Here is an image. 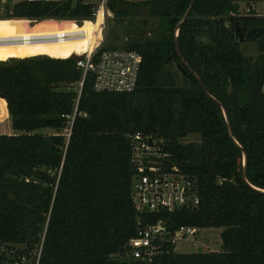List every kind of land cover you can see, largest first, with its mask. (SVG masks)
<instances>
[{
    "label": "trees",
    "instance_id": "1",
    "mask_svg": "<svg viewBox=\"0 0 264 264\" xmlns=\"http://www.w3.org/2000/svg\"><path fill=\"white\" fill-rule=\"evenodd\" d=\"M240 1L256 0H193L175 36L191 0H108L115 17L145 9L159 22L153 36L123 45L142 59L128 93L96 92L91 73L79 86L78 57L66 58L84 48L89 25L71 20L91 17V3L0 2L2 18L47 20L37 29L0 24V57H24L0 60V98L15 131L0 133V264L22 255L34 264L38 252L37 264H144L123 257L137 229L136 132L196 179L200 197L194 207L144 216L163 219L169 236L181 225L220 229V250L177 253L164 242L153 264H264V33L244 38L258 55H243L224 15ZM247 8L239 25L264 26ZM60 31L81 36L52 38Z\"/></svg>",
    "mask_w": 264,
    "mask_h": 264
},
{
    "label": "built area",
    "instance_id": "2",
    "mask_svg": "<svg viewBox=\"0 0 264 264\" xmlns=\"http://www.w3.org/2000/svg\"><path fill=\"white\" fill-rule=\"evenodd\" d=\"M12 1L14 0H0L1 4ZM25 1L55 2L59 0ZM85 3L92 4L91 17L73 20L76 24L82 25L86 20L97 23L101 17L100 23L97 24L98 28L94 31V41L89 49L81 54L70 55L78 57L76 66L82 70V80L79 82V86L82 85L86 74L91 73L92 87L96 92H132L136 88L141 67L140 53L134 49L125 48L102 50L105 21L107 17H110L107 8L108 0H85ZM249 9L255 10V7L250 6L247 11ZM256 15L264 16L260 13H256ZM53 19L58 20L56 22L59 23L63 22L62 19ZM25 21L31 26L39 22L34 19ZM71 36L79 37L81 34L80 32L60 31L56 32L52 38L65 40ZM130 146L131 163L135 169L130 185V197L137 211V229L136 235L128 239L127 250L123 257L144 264H153L154 257L162 252L164 242H170L174 246L180 237L193 238L198 227L181 225L174 230L172 236H169L163 219L151 223L146 218L147 216H144L145 213L173 212L181 208L194 207L200 201L199 189L194 177L164 161L166 154L158 151L155 141L150 136L136 132L130 136ZM38 257L39 252L36 254L34 264H37ZM28 262V258L22 255L13 264H28Z\"/></svg>",
    "mask_w": 264,
    "mask_h": 264
},
{
    "label": "rangeland",
    "instance_id": "3",
    "mask_svg": "<svg viewBox=\"0 0 264 264\" xmlns=\"http://www.w3.org/2000/svg\"><path fill=\"white\" fill-rule=\"evenodd\" d=\"M240 9L247 8L250 6H255L257 13L264 14V0L249 1L248 4L244 1H240ZM107 8L110 13V17L106 18L105 27L103 30L104 43L102 47H107L114 45V48L107 49H124L123 45L133 39L143 41L148 37L154 35L155 27L157 28L159 22L156 18L150 17L145 9H142L141 12H133L128 16L115 17L112 11L109 9L108 4ZM68 20V19H62ZM74 20V19H73ZM24 21V20H23ZM58 20H55V22ZM145 21V23H144ZM21 20L15 19H5L0 16L1 23H18ZM26 22V21H25ZM30 23V22H29ZM59 23V22H57ZM29 28L30 25H28ZM37 29L38 27H33ZM240 50L243 55L247 57H256L258 55L257 44L252 41H241ZM74 53L78 54L77 51ZM49 56L57 57L52 54ZM10 57L24 58L19 56L6 55L0 57V60H6ZM28 57V56H26ZM64 58V57H57ZM67 58V57H66ZM264 91V86H263ZM6 113L3 114L0 107V133L3 134H12L15 131L11 127L10 120L7 116L4 117ZM41 132L48 131L47 129L40 130ZM198 139V135H190L185 141H194ZM220 229L217 228H198L197 232L194 234L193 238L180 237L174 243V251L177 253H192L202 251L204 246L207 245V249L210 251L220 250ZM30 262H28L29 264Z\"/></svg>",
    "mask_w": 264,
    "mask_h": 264
},
{
    "label": "water",
    "instance_id": "4",
    "mask_svg": "<svg viewBox=\"0 0 264 264\" xmlns=\"http://www.w3.org/2000/svg\"><path fill=\"white\" fill-rule=\"evenodd\" d=\"M192 5H193V0H191L182 18L177 23L176 28H175V33H176L175 36L177 35V29L179 25L188 17V14L190 12ZM224 15L227 18L228 22L231 23V28H234V33L235 35L238 36L239 42L243 41L245 37H254V36H258L264 33V26L247 28L246 25H239L240 20L250 18L251 16L244 15L241 13L240 4L238 2L237 3H231V2L227 3L224 9ZM175 46H176L177 53L179 54L181 60L183 61L179 53V49L177 47L176 41H175ZM200 83L202 84L204 90H206L201 80H200ZM223 114H224L225 119H227V114L224 110H223ZM227 127H228V133L232 137L229 124H227ZM245 169H246V155L244 154L243 155V172H242V177L244 179H245ZM198 252H201V251H198ZM202 252H208L206 245L204 246Z\"/></svg>",
    "mask_w": 264,
    "mask_h": 264
},
{
    "label": "bare ground",
    "instance_id": "5",
    "mask_svg": "<svg viewBox=\"0 0 264 264\" xmlns=\"http://www.w3.org/2000/svg\"><path fill=\"white\" fill-rule=\"evenodd\" d=\"M101 17V16H100ZM100 17H99V20H98V22L97 23H94V22H91V21H88V20H86L84 23H83V27L87 30V26L85 25L86 23L89 25L88 26V29L89 30H87V34H86V36L84 37V48L83 49H81V48H79V47H75L74 49H73V51H72V53L71 54H74V52L75 51H77V53L78 54H81L82 52H84L85 50H88L89 49V47H90V45H92V42L94 41V38H95V33H94V31H95V29H97L98 28V26H97V24H99L100 23ZM47 21V20H46ZM46 21H39V22H37V23H35L33 26H31L30 25V27H38L39 28V26L41 25V24H43L44 22H46ZM49 21V20H48ZM53 21H55V20H53ZM64 21V20H63ZM71 21H73V20H71ZM21 22L23 23V24H26L27 26L29 25L27 22H25V20L23 21V20H21ZM74 22V21H73ZM62 23V22H61ZM61 23H58V24H61ZM74 23H76V22H74ZM78 25V24H77ZM41 54H45V53H41ZM41 54H37V55H41ZM70 54V55H71ZM47 55H49V54H47ZM69 55V56H70ZM69 56H66V57H69ZM0 107H1V110H2V112H3V114L5 113V105H4V101L0 98Z\"/></svg>",
    "mask_w": 264,
    "mask_h": 264
},
{
    "label": "crops",
    "instance_id": "6",
    "mask_svg": "<svg viewBox=\"0 0 264 264\" xmlns=\"http://www.w3.org/2000/svg\"><path fill=\"white\" fill-rule=\"evenodd\" d=\"M240 4V3H239ZM254 6V5H253ZM255 7V6H254ZM255 12H256V10H254ZM257 13V12H256ZM259 16V15H258ZM2 99V98H1ZM3 101H4V105H5V113H6V116L4 117V119H6L7 118V116H8V113H7V109H6V102H5V100L4 99H2Z\"/></svg>",
    "mask_w": 264,
    "mask_h": 264
}]
</instances>
